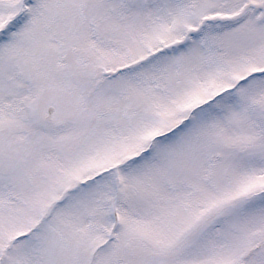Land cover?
I'll return each mask as SVG.
<instances>
[{
	"label": "snow or ice",
	"instance_id": "snow-or-ice-1",
	"mask_svg": "<svg viewBox=\"0 0 264 264\" xmlns=\"http://www.w3.org/2000/svg\"><path fill=\"white\" fill-rule=\"evenodd\" d=\"M0 264H264V0H0Z\"/></svg>",
	"mask_w": 264,
	"mask_h": 264
}]
</instances>
